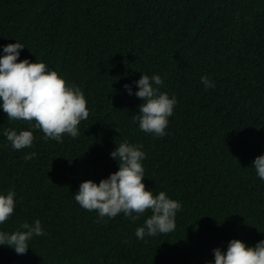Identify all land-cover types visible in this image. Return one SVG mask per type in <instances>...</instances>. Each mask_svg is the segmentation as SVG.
I'll return each instance as SVG.
<instances>
[{
	"label": "trees",
	"instance_id": "16d2710c",
	"mask_svg": "<svg viewBox=\"0 0 264 264\" xmlns=\"http://www.w3.org/2000/svg\"><path fill=\"white\" fill-rule=\"evenodd\" d=\"M15 41L19 59L82 89L89 116L77 138L32 129L33 146L17 151L3 132L30 124L0 110V191L16 193L0 228L39 219L47 233L22 255L0 246V264H210L230 239H264V181L251 166L264 154V0H0V46ZM140 72L178 100L164 137L134 121L142 101L123 86L137 91ZM124 140L143 145L146 189L182 203L175 231L137 239L150 211L98 222L75 201L81 182L118 170L109 154Z\"/></svg>",
	"mask_w": 264,
	"mask_h": 264
},
{
	"label": "clouds",
	"instance_id": "9594fccd",
	"mask_svg": "<svg viewBox=\"0 0 264 264\" xmlns=\"http://www.w3.org/2000/svg\"><path fill=\"white\" fill-rule=\"evenodd\" d=\"M24 48V44L17 41L0 46V110L10 120L28 122L30 128L19 131L8 128L3 136L17 151L33 146L32 129L41 130L45 141L51 139L63 143L64 136L77 138L80 123L89 116L82 89L75 83H67L58 71L43 61L19 59ZM200 80L205 91L215 87L214 80L208 76H201ZM134 84L135 92L131 85L123 86L128 95H135L142 101L134 121L144 133L164 137L169 118L178 104L176 96L161 91L164 81L158 74L141 73ZM36 155L35 151L25 153L24 160L29 161ZM109 155L117 163L118 170L99 183L92 180L81 182L74 193L75 201L83 209L95 211L98 222L122 214L135 223L150 211L151 215L135 231L137 239L175 231L176 216L182 210V203L165 191L154 194L151 189H146L142 182L145 178L143 161L147 158L143 145L124 140ZM251 166L257 177L264 181V154L257 156ZM15 197L12 190L0 191V226L13 215ZM46 235L39 219L31 223L24 221L11 232L0 228V246H7L22 255L30 248L29 241L33 237ZM212 255L210 264H264V239L254 246L230 239L225 250L216 247Z\"/></svg>",
	"mask_w": 264,
	"mask_h": 264
}]
</instances>
